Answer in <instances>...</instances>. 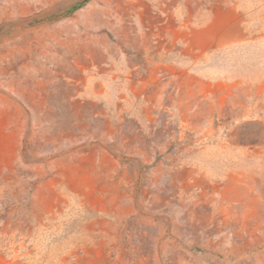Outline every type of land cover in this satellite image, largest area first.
<instances>
[{
    "label": "rangeland",
    "instance_id": "374dc122",
    "mask_svg": "<svg viewBox=\"0 0 264 264\" xmlns=\"http://www.w3.org/2000/svg\"><path fill=\"white\" fill-rule=\"evenodd\" d=\"M0 264H264V0H0Z\"/></svg>",
    "mask_w": 264,
    "mask_h": 264
},
{
    "label": "water",
    "instance_id": "95a60500",
    "mask_svg": "<svg viewBox=\"0 0 264 264\" xmlns=\"http://www.w3.org/2000/svg\"><path fill=\"white\" fill-rule=\"evenodd\" d=\"M82 2L85 1V0H81ZM45 16H47V14H42V15H38V16H34V17H31L29 19H27L26 21H18L17 23H32V22H35V21H38L42 18H44Z\"/></svg>",
    "mask_w": 264,
    "mask_h": 264
},
{
    "label": "trees",
    "instance_id": "16d2710c",
    "mask_svg": "<svg viewBox=\"0 0 264 264\" xmlns=\"http://www.w3.org/2000/svg\"><path fill=\"white\" fill-rule=\"evenodd\" d=\"M82 5H84V3L83 4H75V5L71 6L70 8H68L66 10L65 14H69V13L74 12L75 10H77L78 8H80Z\"/></svg>",
    "mask_w": 264,
    "mask_h": 264
}]
</instances>
